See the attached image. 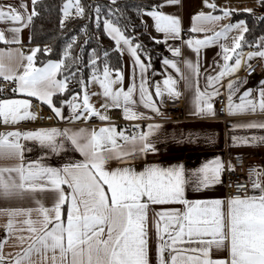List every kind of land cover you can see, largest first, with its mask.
<instances>
[{"label":"snow or ice","instance_id":"1","mask_svg":"<svg viewBox=\"0 0 264 264\" xmlns=\"http://www.w3.org/2000/svg\"><path fill=\"white\" fill-rule=\"evenodd\" d=\"M179 0H163L143 9L137 8L141 17L148 16L154 21L155 30L163 33V40L153 37L156 43L169 39H180L179 18L167 14L162 9L176 4ZM38 0H27L18 4H0V23L11 25L0 29V43L20 44V32L30 27L38 15ZM112 5L116 0H110ZM209 12H198L193 20L191 32L204 33L206 23H214L229 17L234 9L221 8L203 0ZM264 6V0H260ZM60 26L63 28L67 18L73 15L94 20L99 28L102 22L104 33L113 41L114 50L132 58L131 82L125 90L124 76L119 68H111L107 62L108 51H104V63L98 65L100 56H89L88 66L91 74L87 80L80 76L77 81L81 92L71 93V98L63 94L68 89L69 77L76 71L69 69L66 58L72 55L71 49L77 40L72 36L58 60L36 63L37 52L45 54L51 49L39 45L24 53L19 48L0 49V77L10 82V91L26 98L0 99V122L14 126L20 121L35 120L37 112L32 98L41 105H47L53 115L66 119L62 108L67 105L70 116L68 122L88 120L98 117L101 121L109 118L91 103L90 95L104 98L101 109L123 108L125 119L149 120L151 114H161L159 105L165 94L169 99L181 95L177 84L184 79L186 86L193 87L191 77H185L176 59L164 57L165 69L172 68L178 77L166 75L161 81L149 82L147 70L151 67L141 58L143 45L135 42L136 37L126 34L111 17L118 9L100 4L86 8L81 0H65L60 9ZM251 12L252 9H244ZM94 14V15H93ZM264 18V17H262ZM141 23H144L141 18ZM87 26L82 30L86 31ZM233 30L238 35L232 37L231 45L220 43V38L228 39ZM248 31L246 22L224 24L213 35L203 38H189L185 41L197 57L195 63L185 60L186 67L195 74L196 83L193 95V115L214 116V100L221 95L220 82L227 80V112L229 115L264 114V80L256 89L241 86L247 79L238 73L252 70L249 63L253 58L264 59V38L256 43L255 51L244 53L242 41ZM6 32L9 35H6ZM219 43L223 64L217 62L219 71L206 75V84L199 87V56L202 47ZM251 47V46H250ZM173 57H179L181 49L169 46ZM7 59L19 61L15 67L7 64ZM79 60V57H74ZM62 69L68 75L58 78ZM137 69L139 72L137 73ZM89 83L98 84L102 90L89 94ZM3 89L0 88V91ZM61 95L57 101L55 97ZM138 96V100L134 97ZM142 106L147 111H139L134 106ZM161 125L148 123L134 125L132 133L117 129L114 124L97 128H40L35 130H12L0 132V157L15 160L17 163L0 167V200H35L36 207L3 208L9 217L5 225V237L0 240V264H264V172L254 170L248 176L252 194L230 196L223 199L189 200L186 187L192 185L197 191L210 185L223 183V173L232 172L235 166L229 162L227 168L220 157L194 169L189 175L183 164L163 166L158 163H143L149 153L157 152L155 133ZM235 128L264 129V120L237 121ZM139 129V131H135ZM257 139L264 143V137H232L234 143L249 144ZM22 141L38 143L48 152L59 153L71 150L78 152L82 159L69 160L60 167L42 162V158L25 161V152L31 151ZM47 155V152H45ZM142 166L137 168L136 161ZM115 167H112V164ZM67 186L68 191L65 187ZM50 192L51 205H46L37 194ZM178 205V207H176ZM152 206H160L159 208ZM151 208V215L149 210ZM35 212L37 219L32 218ZM24 217L19 223L26 225L19 231L29 233L26 238L19 236L20 249L15 254L5 255L3 248L14 229V217ZM219 253V254H218Z\"/></svg>","mask_w":264,"mask_h":264},{"label":"crops","instance_id":"2","mask_svg":"<svg viewBox=\"0 0 264 264\" xmlns=\"http://www.w3.org/2000/svg\"><path fill=\"white\" fill-rule=\"evenodd\" d=\"M39 1V0H38ZM20 0H0V4L13 3L18 4ZM29 9H31V0H27ZM163 0H160L159 3H162ZM210 3H215L218 6L215 14H220L219 9L221 8H229L234 9L235 12H246L242 9L243 5L250 3H258L260 0H209ZM158 3V4H159ZM165 13L175 15L179 18L180 27H181V37L180 39H169L167 44L159 43V47L154 50L152 53L148 51L141 50V58L148 62L147 57H151V67L147 70V75L149 78V82L152 83L154 81H163L166 75H172L178 77V74L172 68L165 69L162 64V60L164 57L169 59H176L178 62V66L181 72L185 77H191L193 87L189 88L186 86V82L184 79H178L177 87L181 93L178 99H169L165 94L164 102L159 105L161 109V113L165 110L166 105L171 102L181 101L183 104V119L180 121H172V122H149V120H134V119H125L123 116V108H114L108 107L106 109H101V103L104 98L100 95H90L91 103L95 106V108L102 112V114H106L108 116L107 121H101L98 117L92 116L88 120H79L68 122L67 118L70 116V111L67 105H64L62 108V114L66 118L61 120L57 117L56 124L51 126H38L37 121L35 120H24L15 124L14 126H6L2 123L3 129L1 132H7L12 130H35L40 128H50L56 127L60 129L64 128H99L101 126H106L108 124H114L117 129L124 130V127L119 124L120 121H128V122H136V124L144 125L148 123L159 124L161 125L160 129L155 133V145L157 148V152L149 153L147 157L143 160V163H158L163 166H169L173 164H183L186 172L191 175L192 170L198 169L203 164L214 160L216 157H220L224 162L225 167H227L228 163H232V159L236 157L245 158L246 163L249 166H254L260 171L264 172V143H261L259 139L255 142L249 144H239L234 143L232 141V137H247L251 140L252 137H264V129L261 128H235L234 124L237 121H245V120H264V114H248V115H229L226 108V114L231 118L232 125L226 126L225 123L218 119L217 116V107L214 105L216 114L214 116H197L193 115V95H194V86L196 83V76L192 73L185 65L184 61L189 60L193 63L196 62L197 57L195 52L188 48L185 44V41L189 38H203L205 35L211 36L216 31H219L224 24L236 23L232 22V15L226 17L220 21L214 23H206L204 25L205 28L208 29L207 32L199 33V32H191V28L193 27L194 20L193 17L201 11L209 12L211 9L207 8L203 0H179L176 4L166 5L162 9ZM144 23V31L153 39L156 37L160 40H163V33H158L154 27V21L148 17H142ZM11 25H6L4 23H0V29L7 28ZM238 31L233 30L228 34V39L225 40L223 37L220 38V43H225L227 45H231L232 37L238 35ZM6 35H9L6 32ZM20 44L6 45L0 43V49L5 48H19L24 53H28L30 48L36 47L31 45V26L25 27L21 30L20 34ZM179 47L181 49V54L179 57H173L172 52L168 51V47ZM243 51L244 53L248 51H255L256 45L251 46L248 49H238L237 51ZM221 52V48L219 43H213L207 46H204L200 50L199 56V87L201 89L204 88L206 84V75H215L220 69L217 66V62L222 65L223 60L218 53ZM38 53V52H37ZM37 55V54H36ZM5 63L15 67L16 64L19 63L17 60H4ZM252 66L257 63H260L259 67L256 68L255 72L252 76H246V72L248 70L242 69L238 75L240 77L246 78L247 83L241 86V90L244 88H253L256 89L260 86L259 82L264 80V59L261 58H253L249 61ZM38 65V64H37ZM124 80L123 86L125 90L127 86L131 82L132 75V58L129 56L127 52L122 55V69H121ZM139 69H137V73ZM58 78L59 74H58ZM229 77H225L220 85L217 87L220 88L221 95H224L226 98L227 104V80ZM69 86V81H68ZM87 91L89 94L99 93L102 90L99 88L98 84L89 83L87 86ZM81 92V98L83 96V91ZM26 98L21 96L20 94H14L6 97V98ZM71 98V95L68 96ZM135 99H139L138 96L134 97ZM33 105L38 104L40 108L46 109L51 112L50 108L47 105H41L35 98H32ZM139 111H147L142 108V106H134ZM33 112L34 107L30 109ZM114 110L120 111V116H116L113 114ZM152 117L156 116L155 114L149 113ZM22 143L26 144L28 149L31 151H26L25 161L28 160H37L38 158H42V162L53 166L60 167L64 163L69 160L77 161L82 159L78 152H73L71 150L61 151L59 153L48 152L46 149H42L38 143L33 141H22ZM47 152V155H45ZM17 163L15 160L5 159L0 157V167L9 166ZM115 167L116 165L113 163L111 165ZM137 168L142 166V161L137 160L136 165ZM66 191H68L67 186H64ZM252 194V193H251ZM185 195L189 200H206V199H223L226 200V192H225V180L223 175V183H217L214 185H210L208 188L201 189L197 191L194 186L189 185L186 187ZM38 199H41L46 205H51L53 200V195L50 192H45L43 194H37ZM19 208V207H36L35 200L31 198H26L23 200H11V201H3L0 200V209L3 208ZM159 208L160 206H152ZM178 207V205H176ZM149 214L151 215V208L149 210ZM33 219H37L35 212L32 214ZM9 217L5 215L3 212H0V230L3 232V236L0 237V240H3L5 237V225L8 222ZM24 217H14V231L9 235L8 241L5 243L3 251L5 255L12 253L15 254L20 249L19 236L23 235L26 240L24 246H27V237L29 233L26 231H19L21 228H26V225L19 223L22 221ZM219 254V253H218ZM36 260L37 264H39V260L37 257H33Z\"/></svg>","mask_w":264,"mask_h":264},{"label":"trees","instance_id":"3","mask_svg":"<svg viewBox=\"0 0 264 264\" xmlns=\"http://www.w3.org/2000/svg\"><path fill=\"white\" fill-rule=\"evenodd\" d=\"M65 0H39L36 5L38 15L33 18L31 24V45H39L41 49L45 46L51 49L50 52L44 53L40 51L36 55V63L40 65L47 60H58L61 58L66 44L72 36H76L77 40L71 49L72 55L66 58V64L69 69L76 72L75 77H69V86L64 96H70L73 92L81 91V86L77 81L83 75L85 80L91 74V68L88 66L89 56L95 54L100 56L98 61L99 67L103 68L104 51H108L109 56L107 62L111 68L122 69V56L119 55L113 47V41L104 33L103 24L97 28L94 20H90L86 15L84 18H72L65 22L64 27L60 26L61 11ZM86 8L90 5L100 4L104 11H107V6L113 9H118L111 17L118 26L126 30V34L136 37L137 43L143 45L142 51L152 53L159 47L145 31L143 23H141V13L137 8L150 7L153 4H158L160 0H116V4L112 5L110 0H81ZM94 15V14H93ZM264 6L259 2V9L255 12H235L232 14L231 21L236 22L244 20L248 31L244 33L242 47L244 49L256 45L257 41L264 38ZM87 26L86 31L82 30ZM161 46V45H160ZM74 57H79V60H74ZM68 75V70L62 69L59 77L63 78ZM57 101L62 99L61 95L55 97Z\"/></svg>","mask_w":264,"mask_h":264},{"label":"built area","instance_id":"4","mask_svg":"<svg viewBox=\"0 0 264 264\" xmlns=\"http://www.w3.org/2000/svg\"><path fill=\"white\" fill-rule=\"evenodd\" d=\"M260 63L252 66L251 71L246 72V76L250 77L255 72L256 68H258ZM13 85L5 81L2 77H0V88L3 90L0 91V99L9 97L13 95L10 89ZM214 105L217 107V118L222 120L226 126L232 125L231 118L226 114V98L224 95H220L215 98ZM34 110L37 112V125L38 126H51L56 124V119L52 112L40 108L38 104H34ZM113 114L116 116H120L119 110H114ZM183 117V104L181 101L171 102L166 105L165 110L154 117H152L149 122H172V121H180ZM120 125L124 127L127 133H132L133 126L137 125L136 122H128V121H120ZM3 129L2 122H0V132ZM135 131H139V129H135ZM232 164L235 166V170L232 172L225 171L223 173L225 180V192L226 197L230 196H243L245 194H251L250 182L248 176L250 173L254 172L257 168L254 166H249L245 158L236 157L232 159ZM227 168V167H226ZM3 236V232L0 230V237Z\"/></svg>","mask_w":264,"mask_h":264},{"label":"rangeland","instance_id":"5","mask_svg":"<svg viewBox=\"0 0 264 264\" xmlns=\"http://www.w3.org/2000/svg\"><path fill=\"white\" fill-rule=\"evenodd\" d=\"M242 9H243V10H244V9H252L251 12H255V11H257V10L259 9V4H258V3H250V4H246V5H243ZM72 18H75V16H74V12H73V15H72V16H70L69 18L66 19L65 22L69 21V20L72 19ZM76 18H77V17H76Z\"/></svg>","mask_w":264,"mask_h":264}]
</instances>
